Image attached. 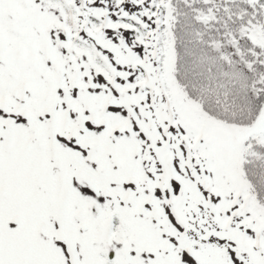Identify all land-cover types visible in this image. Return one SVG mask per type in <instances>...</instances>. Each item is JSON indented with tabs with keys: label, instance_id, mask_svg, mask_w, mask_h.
<instances>
[{
	"label": "snow or ice",
	"instance_id": "6c2138e0",
	"mask_svg": "<svg viewBox=\"0 0 264 264\" xmlns=\"http://www.w3.org/2000/svg\"><path fill=\"white\" fill-rule=\"evenodd\" d=\"M0 264H264V0H0Z\"/></svg>",
	"mask_w": 264,
	"mask_h": 264
}]
</instances>
